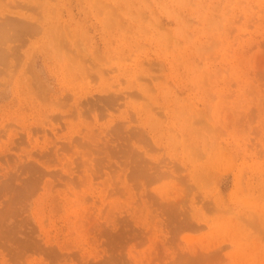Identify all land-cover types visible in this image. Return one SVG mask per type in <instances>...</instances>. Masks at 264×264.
<instances>
[{
    "label": "rangeland",
    "instance_id": "1",
    "mask_svg": "<svg viewBox=\"0 0 264 264\" xmlns=\"http://www.w3.org/2000/svg\"><path fill=\"white\" fill-rule=\"evenodd\" d=\"M37 1H3L38 27L0 73V264H264V0Z\"/></svg>",
    "mask_w": 264,
    "mask_h": 264
},
{
    "label": "bare ground",
    "instance_id": "2",
    "mask_svg": "<svg viewBox=\"0 0 264 264\" xmlns=\"http://www.w3.org/2000/svg\"><path fill=\"white\" fill-rule=\"evenodd\" d=\"M3 1L4 0H0V73L3 72L2 70L6 69L5 67L13 66V65H11L12 64V58L14 57L15 54H17L16 50L18 49L17 48L18 46L20 47V45H18L19 43L21 44L20 41L24 38L23 34L26 33L29 35V33H30V35H33V34H35L34 32H37V27H38V25L35 24L36 22H34L33 16H31V15H29L28 20H25L24 18L21 19V17L20 18L18 17V19L16 17H15L16 19H13V18L10 19L9 18L10 16H8L7 13L10 11V9H9L10 7H8L9 6L8 3H10V6H11V2H7V4H5ZM25 1L28 4L25 3L24 5L30 9H31V7H30L31 5L29 4V2L34 1V2L38 3L37 0H25ZM3 3H4V5H3ZM15 4H16V2H15ZM17 4H18V2H17ZM18 5H20L21 9L24 7V6L22 7L21 3H19ZM13 6H14V4H13ZM27 8H26V10H27ZM24 9H25V7H24ZM163 37L164 36H161V38L163 40H166V38L168 36L166 38H163ZM166 41H168V39ZM172 41H170V42H172ZM188 41H189V39H188ZM10 42H12V45H10ZM168 43L169 42H167V44ZM173 44H174V47L177 46V45L175 46V42ZM170 45H171V43H170ZM80 61H81V59H80ZM89 68H88V70L90 72ZM144 88L145 87H143V89ZM150 99H148V100H150ZM193 124H195V123H193ZM191 126H192V124H191Z\"/></svg>",
    "mask_w": 264,
    "mask_h": 264
}]
</instances>
